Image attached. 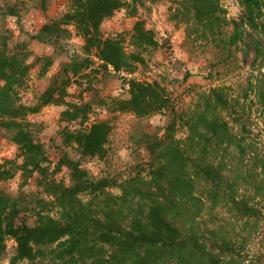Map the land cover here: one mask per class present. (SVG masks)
Here are the masks:
<instances>
[{
    "label": "rangeland",
    "instance_id": "1",
    "mask_svg": "<svg viewBox=\"0 0 264 264\" xmlns=\"http://www.w3.org/2000/svg\"><path fill=\"white\" fill-rule=\"evenodd\" d=\"M217 2L222 12H215L211 24L203 26L194 21L190 0H127L103 21L102 31L105 37L118 39L128 56L140 57L144 63L135 64L130 73H116L104 68L96 52H83V39L66 18L75 14L70 0H0V48L25 54L31 66L26 86L19 91L21 103L37 105L50 85L62 83L64 100L70 105L68 109L45 106L25 118L28 129L43 145L47 163L41 176L18 170L14 178L0 183V191L20 210L22 221L33 226L36 213L60 218L62 210L45 195L42 183L55 180L69 186L68 171L57 167L64 155H77L76 146L67 143L66 133L83 132L92 123L103 122L111 128L106 156L83 163L91 179H106L110 186L90 204L91 196L80 197L82 205L86 204L87 219L106 221V215L112 213L115 221L126 225L134 214L140 215L160 200L166 218L183 234H195L214 251L219 264H264V0L258 18L263 26L256 30L242 25L237 33L234 23H241L245 13L242 0ZM50 8L53 16L44 24L49 33L29 36L35 49L44 52L40 58L32 57L30 43L19 35L22 15L35 9L45 16ZM137 21H143L153 33L154 46L135 38ZM53 58L58 59L60 71L44 81V65ZM74 64L77 66L71 70ZM130 79L159 83L176 115L162 112L138 119L122 110L129 101ZM217 95L225 105L217 102ZM72 105L81 107L85 115L71 120L72 113H79ZM65 110L69 114L63 118ZM215 118L227 125L226 136H214L205 128ZM8 135L0 133V163L17 155ZM172 141L197 166L194 200H180L178 195L164 199L165 184L152 178L153 170L165 163L164 153ZM153 145L158 150L151 156ZM21 163L18 159V165ZM201 167L213 170L216 185L204 180ZM232 199L245 202L259 216H241ZM223 242L229 244L225 250L221 249ZM41 251L33 263L16 264H75L68 258L60 260L56 245ZM15 253L14 241L8 240L0 264H12Z\"/></svg>",
    "mask_w": 264,
    "mask_h": 264
},
{
    "label": "trees",
    "instance_id": "2",
    "mask_svg": "<svg viewBox=\"0 0 264 264\" xmlns=\"http://www.w3.org/2000/svg\"><path fill=\"white\" fill-rule=\"evenodd\" d=\"M127 0H70L75 14L66 17L73 22L77 33L83 39L82 50L85 53L96 52L104 68L114 72H132L135 64L144 61L137 56H128L118 39L105 37L102 31L104 20L111 18L120 10ZM196 24L209 25L215 12H222L217 0H190ZM245 13L241 23H234L237 33L240 26L259 29V14L261 0H242ZM211 24V23H210ZM41 34L47 35L49 28L44 25ZM135 38L141 43L154 46L153 33L147 29L143 21L134 25ZM258 49V48H257ZM23 52V51H21ZM18 52H10L6 47L0 48V133L8 137L17 147L14 160H4L0 163V183L14 178L18 170L40 176L46 171L47 163L43 145L28 129L25 118L40 112L42 107H68L64 100L65 92L62 83L50 85L39 97V104L25 105L21 103L19 91L26 86L30 64L27 57ZM43 70L47 71L52 60L46 61ZM84 62H87L85 60ZM83 62V63H84ZM74 64L71 68H75ZM65 69V68H64ZM76 71V70H75ZM45 73V72H43ZM42 73V74H43ZM53 79V78H52ZM129 101L123 103L122 110L133 114L138 119H145L155 114L168 112L176 115L173 103L166 89L157 82L128 80ZM59 91V92H58ZM62 91V92H61ZM58 94V95H57ZM217 102L225 105L222 97L217 95ZM71 120H76L81 113V107L72 105ZM85 106H83L84 108ZM72 111V112H73ZM68 110L62 112L66 118ZM86 122V118L82 121ZM174 123L168 125L169 132ZM205 128L214 136H226L227 125H221L215 118L206 122ZM111 128L103 122L92 123L83 132H68L65 135L67 143L76 146L77 155H64L57 167L65 168L70 176V185L65 186L55 180L44 181V193L51 203L61 211L60 218L36 213L33 226H29L20 218V210L13 201L0 191V254L6 249L8 240L14 241L16 253L12 264L22 261L33 263L41 255V248L56 245L59 249L57 257L60 260H72L75 264H219L214 251L200 243L195 234H183L165 216L163 201L157 200L149 205L140 215L134 214L126 225L114 220L113 214L106 215V221L99 217L87 219L86 204L82 205L80 197L91 196L88 204L103 194L110 186L106 179L93 180L85 169V160L95 158L102 160L106 156V145ZM160 144H163L160 141ZM174 141L168 144L165 151V163L159 164L153 170V180L165 184L167 190L163 198L179 196L178 199L194 200V178L197 176V166L192 165L191 157L179 152ZM157 145L151 146V156L157 152ZM21 159V165H18ZM206 182L217 184L216 176L209 167L199 168ZM233 208L243 217L256 218L259 211L251 208L243 201H231ZM229 244L223 242L221 249ZM56 253V252H55Z\"/></svg>",
    "mask_w": 264,
    "mask_h": 264
},
{
    "label": "crops",
    "instance_id": "3",
    "mask_svg": "<svg viewBox=\"0 0 264 264\" xmlns=\"http://www.w3.org/2000/svg\"><path fill=\"white\" fill-rule=\"evenodd\" d=\"M53 9L50 8V10L48 12H46V17L44 16L43 13H39L37 10H33V9H28L27 11H25L22 15V22H23V27L22 30L19 31V35L21 36V40L25 41L27 44L28 42L30 43V52L32 54V57H42V54L44 53L43 50L41 52H39V48L35 49V46L32 42V40L29 38L30 35H34V34H38L40 32V30L42 29L43 25L46 23L47 18H51ZM40 14V18L35 21V19H37V16ZM34 23V25L32 26V24ZM34 31V33H33ZM29 34V35H28ZM73 35L74 31H73ZM31 44L33 45V47L31 48ZM53 63L49 66V68L47 69V71L44 74V78L43 80H47V79H52L54 78L55 74H57L60 71V67H59V62L58 59L53 58ZM43 81V82H44Z\"/></svg>",
    "mask_w": 264,
    "mask_h": 264
}]
</instances>
